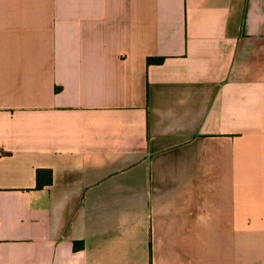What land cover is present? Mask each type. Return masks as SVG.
<instances>
[{
  "label": "crops",
  "instance_id": "crops-1",
  "mask_svg": "<svg viewBox=\"0 0 264 264\" xmlns=\"http://www.w3.org/2000/svg\"><path fill=\"white\" fill-rule=\"evenodd\" d=\"M0 264H264V0H0Z\"/></svg>",
  "mask_w": 264,
  "mask_h": 264
},
{
  "label": "trees",
  "instance_id": "trees-1",
  "mask_svg": "<svg viewBox=\"0 0 264 264\" xmlns=\"http://www.w3.org/2000/svg\"><path fill=\"white\" fill-rule=\"evenodd\" d=\"M156 61L157 62H161V61H163V59H157ZM149 62H150V60H149ZM44 173H48L49 178H48V181L47 182H48V184L51 183V172L50 171H47V170L39 169L38 172H37V187L38 188H42L44 186V183L41 180V177H42V175ZM78 248H80V246H78V245L75 246V249H78Z\"/></svg>",
  "mask_w": 264,
  "mask_h": 264
}]
</instances>
